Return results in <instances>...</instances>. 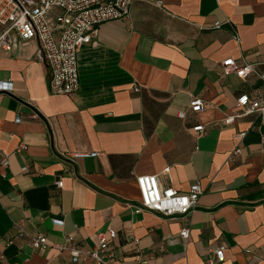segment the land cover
I'll return each mask as SVG.
<instances>
[{"label":"crops","instance_id":"crops-1","mask_svg":"<svg viewBox=\"0 0 264 264\" xmlns=\"http://www.w3.org/2000/svg\"><path fill=\"white\" fill-rule=\"evenodd\" d=\"M12 37L0 49V81H12L0 90V264H89L73 263L68 248L92 247L106 226L112 264H202L218 245L217 264H264V115L223 123L238 95L263 94L264 0H134L78 49L70 94L49 92L36 39ZM227 57L254 73L221 76ZM165 166L164 186L182 192L199 180L197 206L186 217L133 213L134 177ZM37 234L48 240L41 250Z\"/></svg>","mask_w":264,"mask_h":264},{"label":"built area","instance_id":"built-area-1","mask_svg":"<svg viewBox=\"0 0 264 264\" xmlns=\"http://www.w3.org/2000/svg\"><path fill=\"white\" fill-rule=\"evenodd\" d=\"M134 0H0V49L9 52L13 37L20 40L36 39L43 54L48 72V89L52 94H70L78 89L76 70V53L83 45L93 42L97 25L111 19L125 17ZM213 27H220L215 21ZM233 39L238 42L237 35ZM219 73L224 76L233 73L239 78H245L254 73L252 65L246 62L236 63L231 57L220 61ZM261 78L263 94L259 97L242 93L236 97L235 108L223 119L224 124H230L236 117L255 112L264 115V77ZM1 91H11L12 81H0ZM136 90V87L133 88ZM200 97L192 96L188 108L192 112L202 109ZM178 118L184 117V111L176 113ZM36 117L37 114H32ZM19 120V118H17ZM193 131L200 134L203 125L196 124ZM244 132L234 134L240 139ZM25 149V145H20ZM239 147L234 146L232 154H238ZM96 151H78L72 157L96 156ZM8 165V154L1 152L0 166ZM165 166L154 174H141L134 177L138 198L131 204L132 212L151 211L164 217H186L197 206V200L202 192L199 180L188 184L185 191H177L172 186L160 183L159 176L166 175ZM62 181H56L60 187ZM54 224H61L59 219H51ZM115 231L110 226L96 233V243L87 249L69 247L68 252L73 263L88 261L89 264H112L113 253L111 241ZM178 235L182 240L188 236V228L183 226ZM34 249L41 250L48 245L45 235L37 234L31 237ZM56 248L61 247L56 245ZM223 245L214 247L204 258L202 264H217L223 261Z\"/></svg>","mask_w":264,"mask_h":264}]
</instances>
